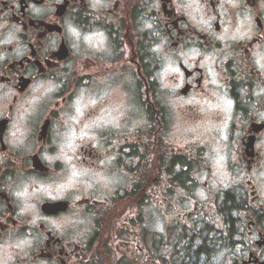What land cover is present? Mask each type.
<instances>
[{
  "label": "flooded vegetation",
  "instance_id": "af4514ba",
  "mask_svg": "<svg viewBox=\"0 0 264 264\" xmlns=\"http://www.w3.org/2000/svg\"><path fill=\"white\" fill-rule=\"evenodd\" d=\"M0 264H264V0H0Z\"/></svg>",
  "mask_w": 264,
  "mask_h": 264
},
{
  "label": "rangeland",
  "instance_id": "374dc122",
  "mask_svg": "<svg viewBox=\"0 0 264 264\" xmlns=\"http://www.w3.org/2000/svg\"><path fill=\"white\" fill-rule=\"evenodd\" d=\"M107 86V87H106ZM105 89L104 88V84H102V86L99 89V98H101V92L103 91L104 96L103 99H105L104 101L106 103H109V100L112 101L113 100V105L116 106L115 108L112 109V114L111 117H116V116H130V117H134L136 118L138 116V113L141 115L143 113V110L137 105V101L134 102L133 99H135L133 91L130 90L128 93V98L126 97V93L123 92L122 87L120 84L118 83H113L111 90L109 89V85H106ZM98 98V99H99ZM133 98V99H132ZM80 100H86L85 98L81 97ZM136 100V99H135ZM121 104H119V103ZM140 108V109H139ZM134 123L138 122V119H135L133 121ZM87 123H84L81 127L86 126ZM195 132L197 135V137H200L203 134V127H199V126H195ZM86 171H88V175L91 176L92 172L90 169H85L83 168L81 171V174L83 175L84 172L86 173ZM157 193H159V191L157 190ZM148 211H151L148 209ZM91 222L92 219L89 215H86L83 211H82V221H81V225L83 227V229H85L86 231H90L91 230ZM123 222H118V225H121ZM143 226H140L139 228L142 229ZM145 228L152 230V231H158L161 228V220H159V214L157 215H148L147 220H145ZM135 232L138 231V225L136 224L135 228H134ZM87 233V232H86ZM143 233V232H142ZM133 239L135 240V243H132L131 246L132 248H136L135 245L136 244H141L142 248H151L152 244L150 243L149 240L147 239H142L139 238L137 236V234L133 237ZM111 246H114V242L111 244Z\"/></svg>",
  "mask_w": 264,
  "mask_h": 264
}]
</instances>
